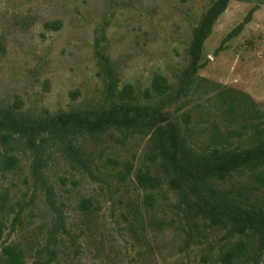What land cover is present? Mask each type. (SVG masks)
<instances>
[{
    "label": "rangeland",
    "instance_id": "374dc122",
    "mask_svg": "<svg viewBox=\"0 0 264 264\" xmlns=\"http://www.w3.org/2000/svg\"><path fill=\"white\" fill-rule=\"evenodd\" d=\"M214 2L0 0V113L41 119L107 107L113 74L120 86H136L139 103L159 106V97L143 92L161 73L176 99L161 109L193 149L257 144L264 129V0L228 1L187 78L194 34ZM43 137L39 152L24 140L13 143L14 167L2 169L0 158V264L8 245L22 250L23 264H219L239 239L248 246L238 264H264L257 237L210 225L170 185L154 129ZM261 170L243 169L217 186L242 190L264 209ZM139 173L159 183L143 185Z\"/></svg>",
    "mask_w": 264,
    "mask_h": 264
},
{
    "label": "trees",
    "instance_id": "16d2710c",
    "mask_svg": "<svg viewBox=\"0 0 264 264\" xmlns=\"http://www.w3.org/2000/svg\"><path fill=\"white\" fill-rule=\"evenodd\" d=\"M229 0H215L214 4L202 16L196 30L189 54L192 71L187 70V78L198 68V61L204 41L211 33L214 22L224 11ZM109 74L114 69L110 67ZM107 96L111 103L107 107L91 112L68 111L51 117L30 119L21 117L11 110L0 113V158L1 168L8 169L18 163L17 155L10 153L13 143L24 140L35 152H39L38 139L45 134L48 139L64 140L78 135H98L108 129L155 130L162 141L164 169L171 174L169 183L178 190L185 203L195 204L197 212L208 218L210 225L227 227L233 236H255L259 247L264 246V209L249 200L242 190H221L217 182L225 181L234 173L243 169L264 168V129L261 139L249 147L213 146L201 151L187 144L180 126L162 111L161 105L175 99L168 78L159 73L152 79L151 86L143 92L144 98L159 97L161 105L141 104V93L136 86L128 83L120 86V81L113 74ZM181 91H178L180 93ZM183 92L186 90L183 88ZM179 95V94H175ZM169 126V132L164 127ZM40 139V140H41ZM73 147L72 143L69 146ZM68 148V147H67ZM69 149V148H68ZM75 156H80L79 149H73ZM263 170V169H262ZM259 172L264 176V171ZM143 185H155L159 178L148 173H139ZM189 193V195L187 194ZM3 205L0 204L2 213ZM4 233L3 216H0V240ZM247 243L237 240L224 249L219 256V264H238L247 255ZM5 264H23L22 250L8 245L3 250ZM33 264H52L48 260L37 259Z\"/></svg>",
    "mask_w": 264,
    "mask_h": 264
}]
</instances>
